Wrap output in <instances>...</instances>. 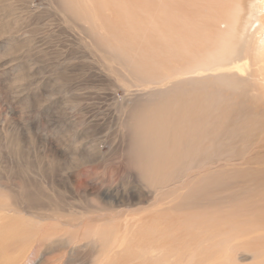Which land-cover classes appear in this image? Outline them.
<instances>
[{"label":"rangeland","instance_id":"1","mask_svg":"<svg viewBox=\"0 0 264 264\" xmlns=\"http://www.w3.org/2000/svg\"><path fill=\"white\" fill-rule=\"evenodd\" d=\"M65 1L0 0V232L10 236L0 264L253 263L238 248L204 261L200 223L216 225L218 239L228 229L221 218L235 212L264 239V98L253 92L254 124L231 107L234 91L213 86L237 124L234 141H218L205 120L167 119L168 108L178 114L174 94L207 99L206 88L181 79L137 85L170 73V38L164 50L158 30L168 34L161 13H171V0H124L118 9ZM252 12L253 23L264 17L263 7ZM156 111L177 153L162 164L160 140L150 143ZM134 142L147 145L148 162Z\"/></svg>","mask_w":264,"mask_h":264},{"label":"bare ground","instance_id":"2","mask_svg":"<svg viewBox=\"0 0 264 264\" xmlns=\"http://www.w3.org/2000/svg\"><path fill=\"white\" fill-rule=\"evenodd\" d=\"M65 2L71 8L78 7L83 9V7H87L85 5H90V7L93 5L91 0H66ZM100 2L103 3L102 5L105 9L113 7L118 9L124 5V0H100ZM261 7L264 9V0H171V13L165 12L166 9H163L161 13L163 23L160 27L167 29L168 34H163L160 29L158 30L159 39L164 41L159 43L161 46H164V50L170 38L172 52L170 73L162 78L163 80L155 79L149 81L147 84H145V79L140 78L137 85L143 86L160 82L162 86L168 83L171 86H176L175 81L181 79L180 84H195L199 88H206L207 99L204 102L198 97L195 98V94L192 93H188L187 97L174 94L173 99L177 101L174 111L178 114H175L168 108L167 119H179L183 122H186L190 118L199 122L205 120L209 130L214 125L219 129L215 133L218 141H220L221 135L228 136L231 141H234L238 137L237 124L234 121L228 120L224 113L221 112L220 95L223 92L219 93L215 91L213 86H216L217 89H223V91L224 89L234 91V98L229 100L231 107L240 115L247 116L252 123L256 124L255 119L253 120L256 114H254L251 107L253 101L258 103V94L264 98V17L258 18L256 23H253L251 19L253 9H260ZM166 23L170 25L166 27ZM116 48L117 46L114 50L116 55L132 59L127 56V50L122 51L121 48ZM250 60L253 65L252 71L249 65ZM137 66H141V64H137ZM114 68V66L109 64L110 71H113ZM232 70H236L238 73L234 76L230 73ZM245 71H248V74ZM170 78L171 81H169ZM240 78L245 81L244 86H242ZM255 91L258 92H256L258 97L253 93ZM225 97L227 98V95ZM194 100L199 104L194 102ZM203 103L205 106L204 116L199 114L201 109L200 104L202 105ZM155 113L158 114L156 118L158 121L149 124V129L154 133L150 143L158 139L160 140L158 151L161 155L159 163L162 164L163 161H167L166 159L169 160L171 157L176 158L177 153L174 149L171 150L168 144L170 142L171 146L174 145L170 132L169 137L163 129L161 130L164 126V120L159 119L161 111H156ZM165 127L170 128V124L167 123ZM165 137L168 138L165 139ZM135 142L131 144L133 152L137 151V148L143 150L144 159L148 162L149 153L146 151L147 145H145L144 150L142 143L137 145ZM148 146H151V144ZM155 146L157 147V145ZM238 152L240 153V151ZM221 155L224 156L223 160L230 159L227 158L228 155H224V151L221 152ZM152 163L150 162V164ZM153 164L156 165L157 163ZM247 174L253 183L254 181H258L256 175ZM222 181L225 184V179L222 178ZM230 213L221 218L225 224V228L228 229H224L222 231L223 235L218 239L215 237L218 232L216 225L209 226L206 221H202V225L200 223V229L206 227V231L204 230L205 232L203 231L204 234H202V241L203 244L207 243L209 248V255L203 258L204 261L210 259L212 256L216 258L228 257L234 248H238L240 251L252 255L251 258L254 262L251 264H264V248H261L262 245L259 247L260 236L257 235L259 233L258 224L250 220V218L249 222L238 220L235 212ZM3 218L4 216L0 214V221ZM224 219H226V222H224ZM5 220L7 221V219ZM8 221L11 223L10 220ZM8 235H3L0 232V247L4 237L10 238ZM250 236L254 239L253 242H251ZM202 247L200 253L204 256L205 245ZM237 254L241 255L238 252Z\"/></svg>","mask_w":264,"mask_h":264}]
</instances>
